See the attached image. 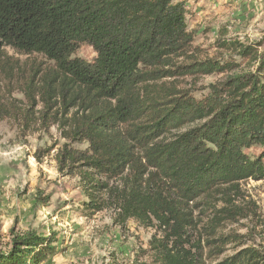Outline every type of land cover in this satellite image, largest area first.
I'll use <instances>...</instances> for the list:
<instances>
[{
    "label": "trees",
    "instance_id": "obj_1",
    "mask_svg": "<svg viewBox=\"0 0 264 264\" xmlns=\"http://www.w3.org/2000/svg\"><path fill=\"white\" fill-rule=\"evenodd\" d=\"M186 12L182 0H0V62L7 48L45 58L25 81L21 130L57 129V170L78 177L88 214L111 209L115 224L154 229L142 264H264V249L251 246L219 259L233 236L219 233L221 222L245 216L235 205L240 183L264 181V47L254 73L196 97L184 77L232 66L196 59ZM82 43L91 60L75 55ZM220 45L256 52L238 41ZM8 116L0 104V120ZM254 147L258 154L246 151ZM40 194L33 205L47 201ZM217 199L220 208L210 203ZM196 201L213 212L206 254L190 236ZM8 235L0 264H43L57 253L55 234Z\"/></svg>",
    "mask_w": 264,
    "mask_h": 264
},
{
    "label": "rangeland",
    "instance_id": "obj_2",
    "mask_svg": "<svg viewBox=\"0 0 264 264\" xmlns=\"http://www.w3.org/2000/svg\"><path fill=\"white\" fill-rule=\"evenodd\" d=\"M182 1L187 11V29L197 49L196 59L232 66L223 72L184 77L183 84L194 87L196 97L205 94L210 84L256 71L258 60L254 54L261 53L264 47V0ZM221 40L251 44L256 52L240 55L221 46ZM75 55L91 60L95 52L82 43ZM45 61L41 55L19 54L7 48L0 62V104L9 110V116L0 120V251L6 250L9 228L33 229L56 235L57 253L43 264H142L148 260L142 251L148 248L154 229L133 219L124 226L115 224L111 209L88 214L81 205L85 199L78 177L61 175L57 170L55 153L63 142L57 129L51 127L44 132L32 124L24 133L21 130V114L29 106L23 93L25 81L36 68L48 64ZM47 147L51 150L36 161V149ZM246 151L256 155L259 148ZM239 187L235 205L245 216L221 222L219 233L233 236L219 259L247 246L264 249V181L249 179ZM39 192L41 197H48L47 201L33 205ZM197 201L190 203L198 221V226L190 229V236L193 241L200 237L204 247L208 237L204 230L213 212ZM210 203L217 208L224 205L223 199ZM203 251L206 254L207 248Z\"/></svg>",
    "mask_w": 264,
    "mask_h": 264
}]
</instances>
